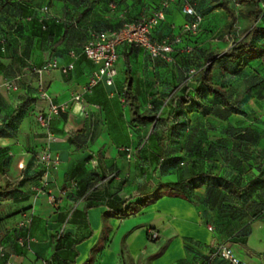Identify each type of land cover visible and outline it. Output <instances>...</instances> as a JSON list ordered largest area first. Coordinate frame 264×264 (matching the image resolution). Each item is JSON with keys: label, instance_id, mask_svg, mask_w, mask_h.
Returning a JSON list of instances; mask_svg holds the SVG:
<instances>
[{"label": "crops", "instance_id": "1", "mask_svg": "<svg viewBox=\"0 0 264 264\" xmlns=\"http://www.w3.org/2000/svg\"><path fill=\"white\" fill-rule=\"evenodd\" d=\"M164 1L165 18L151 34L156 39L180 37L174 45V61L151 58L133 44L118 45L113 85L99 83L83 95L89 116H79L71 103L51 121L54 139L49 146L59 157L55 168H45L38 160L46 139L35 116L46 111L45 101L30 102L17 128L5 129L0 136V147L9 154H0V187L7 192L0 200V244L15 264H54V256L65 264H119L121 239L131 264H229L216 253L221 242L241 260L264 264V235L258 234V229L264 230V64L258 58L246 60L244 55L240 62L216 59L233 39L244 36V15H239L229 34L224 29L227 13L221 8L207 11L202 5L203 20L198 31L190 34L181 30L192 18L182 11L181 0H20L28 15L44 4L52 5V15L70 28L63 43L51 50L59 28L51 24V39L37 28L36 14L29 15L24 32L27 67L18 66L12 78L20 76L25 81L20 91H33L41 83L55 101L69 100L82 91L95 67L81 54L89 33L118 29L124 20L151 14ZM18 5L14 19L19 17ZM187 44L192 50L182 52ZM210 52L216 53L211 60V81L227 91L236 110L213 103L214 97L206 90L198 92L199 70L208 64L204 56ZM53 58L59 64L73 61L74 67L65 74L49 70L40 77L28 69ZM0 62L6 64L1 57ZM127 67L140 110L154 113L162 109L160 115L171 116L174 108L183 106L181 100L198 102L197 110L186 113L190 125L186 154L198 149L204 159L216 163L218 171L211 176H221L226 187L209 182L197 188L185 185L179 195L164 190L150 194L146 205L125 216L113 215L109 200L132 196L136 201L149 191L148 183L175 181L173 175L161 176L154 163V143L147 140L151 128L130 121L123 97ZM193 67L198 70L190 73ZM2 75L0 70V96L7 100L11 92L3 87L8 79ZM170 96L174 104L164 105ZM0 117L4 119L6 113ZM175 127L171 123L165 148L177 147L175 133L179 130ZM75 133H81L84 142L74 143ZM247 167L250 175L245 172ZM239 178L247 183L245 187L251 184L249 194L229 192ZM62 188H68L67 194L58 204H51L48 193L58 194ZM24 214L31 215V223L19 226ZM61 227L74 239L57 243L55 234ZM254 232L258 238L252 242ZM19 236L32 240L22 247L16 241ZM88 244L93 249L87 253ZM5 260L0 258V264Z\"/></svg>", "mask_w": 264, "mask_h": 264}, {"label": "trees", "instance_id": "2", "mask_svg": "<svg viewBox=\"0 0 264 264\" xmlns=\"http://www.w3.org/2000/svg\"><path fill=\"white\" fill-rule=\"evenodd\" d=\"M20 0H0V53L1 50H11L13 49V36H22L26 37L24 33L27 29V17H33L34 22L37 24V28L41 30V32L45 33L49 38L52 39V28L51 24L57 26L60 30L59 35L56 39L51 43V50H54L57 46L63 43L66 34L69 31L70 26L62 23L59 18L52 15V11L50 10L51 6L49 4H44L36 10L35 13L28 15V11L26 6L19 3ZM182 7L185 3H189L193 9L202 16H204V11L201 8L204 5L207 11L214 8L223 9L227 15L229 16V21L225 24L224 29L227 33L233 32V26L236 23L239 15H244L247 18V29L245 30V34L242 38H235L232 41L231 46L223 52L220 56H218L217 60H223L228 62H235L241 60V57L244 55V59L248 60V58H258L261 61V57L264 55V0H181ZM198 5V9L193 5V3ZM14 3V4H12ZM19 4V5H18ZM16 5L19 6V17L14 19L16 21H20L25 19L26 24H20V22L16 26L11 23L10 18L8 19L2 16L4 11H8L14 6L13 14L16 15ZM47 6L49 8L48 12H43L42 7ZM186 14V13H185ZM188 15V14H187ZM190 16V15H189ZM17 17V16H16ZM24 17V18H23ZM192 17V16H191ZM192 20V18H191ZM190 20V21H191ZM126 21V20H124ZM122 24V23H121ZM23 27V28H22ZM15 30V32H14ZM188 45V44H187ZM259 49L260 56L256 55ZM175 51V49H174ZM174 51L172 52L173 61H174ZM189 53V52H188ZM216 53L210 52L206 56H204L205 64L199 70V78L198 81L200 83V89L198 92L207 91L210 95L214 97L213 103H219L227 108L232 110H236L235 102L231 100V97L227 93V91L220 85L215 84L211 81L210 72L212 66V58ZM262 63V62H261ZM43 64V63H42ZM263 64V63H262ZM41 65V64H40ZM35 65V66H40ZM244 65V64H242ZM27 67V64H24ZM29 67V66H28ZM7 69V64L0 62V70L3 73ZM31 73V67L28 68ZM195 72L198 70L196 67H193ZM35 74V73H34ZM22 75V74H21ZM126 87L123 91V97L125 103L128 106L130 112V121L131 123H138L148 125L151 129L147 134V140L153 141V160L154 163L159 169V173L161 176L164 175H173L175 176V181L170 183H161L160 181L155 184V187H164L165 190L170 191L175 194H180L181 189L185 185H189L192 188H197L205 183L213 182L218 186H225L224 180L218 176H211L212 173H217L218 167L216 163H211L212 160H206L201 156V151L198 149H193V153L188 154L187 161L181 160L182 157L178 158V156L172 155L173 152L180 151L179 146L184 145L187 140L188 131L190 129L189 118L186 116V113L190 112L192 109L197 110L198 102L190 99L181 100L183 103L182 107L178 109L174 108L170 115L162 114L160 115L162 109L156 110L153 112H148L144 110H140V105L137 100L136 94L133 92L131 88V75L129 71V67L126 70ZM21 77L10 78L8 80L14 79L16 81L17 90L20 89ZM25 88V87H23ZM0 96V114L6 113V117H0V136L5 135V129H16L19 123V120L29 107V103L33 100H38V86L35 90L27 92L24 91V96L22 95L18 99V105L15 107L8 108L9 98H11V94L8 93L7 100ZM170 100L164 102V105H173L174 99L172 96L169 97ZM171 107V106H170ZM2 112V113H1ZM179 121L182 122L183 133H180L179 140L177 143V147L172 149H168L164 147V142L170 136L171 123L176 124ZM178 125V124H177ZM81 133H75L73 138V142L82 143L84 140L82 139ZM184 152V150H181ZM180 151V152H181ZM0 154L4 157H8V152L5 148L0 147ZM1 163V162H0ZM246 174L250 173V169L247 167L245 170ZM250 175V174H249ZM246 175V176H249ZM2 176L1 164H0V180ZM242 183V185H241ZM244 182L241 178L232 182V186L229 192L237 193L244 191L246 194H249V187L251 184L245 187ZM236 184V185H235ZM152 186L151 183H148L145 187L150 189ZM158 189V188H157ZM156 192V191H155ZM154 193V191H148L146 194L142 195L138 200L133 201L134 197H129L127 199L122 198H114L107 202L108 208L113 211V215L117 217L125 216L140 207L146 205L149 200L150 194ZM7 194L0 187V200ZM134 205V206H133ZM32 220V217H31ZM22 238H26L25 236H19ZM17 237V239L19 238ZM55 238L57 243H59L64 238H70L71 240L74 237L70 236V234L65 233L64 231H57L55 234ZM16 239V241H17ZM18 244V242H17ZM2 245V244H0ZM3 246V245H2ZM24 246V245H23ZM22 246V247H23ZM6 258V256H5ZM54 264H65L64 262H60L58 258L53 257ZM48 261H45V264H48Z\"/></svg>", "mask_w": 264, "mask_h": 264}, {"label": "built area", "instance_id": "3", "mask_svg": "<svg viewBox=\"0 0 264 264\" xmlns=\"http://www.w3.org/2000/svg\"><path fill=\"white\" fill-rule=\"evenodd\" d=\"M166 4V1L162 2L161 6L151 14H143L135 21H123L118 29L101 30L89 33L86 42L82 46L81 54L90 60L95 67L93 68L86 84H84L82 91L73 93L69 100L62 102L55 101L47 93L42 84H38V98L45 101L47 104L46 111L39 112L35 116L37 124L44 129L46 139L45 147H43L38 153V160L45 168H55L59 163V157L52 154L49 146V142L54 139V134L50 126L51 121L58 117L60 113L66 111L71 103H74V105L77 106V113L79 116H89V111L83 95L99 83H103L105 86L113 85L114 78L117 74L115 62L118 59V53L116 50L118 45L122 43L133 44L145 49L151 58L159 59L166 63L173 62L172 52L174 51V45L180 42V37L175 36L173 38L165 37L156 39L151 34L152 29L165 18L164 7ZM112 5L113 4L111 3V6ZM42 11L48 12L49 8L43 6ZM182 11L192 16V20L184 23L181 26V30L190 34H195L202 22V16L197 13L189 3L183 5ZM191 50V46L186 45L181 51L190 52ZM71 55L73 58L76 57L74 52H72ZM261 62L264 64V55L261 57ZM73 67V61L66 64H59L58 61L53 58L45 61L40 66H31V71L40 77L44 72L49 70H58L65 74L73 69ZM189 72L194 73L195 70L191 68ZM2 85L8 90L17 89L16 83L12 80H6ZM67 190L68 188H62L59 190L58 194L48 193V201L51 204H58L62 197L67 194ZM30 223L31 215L24 214L23 218L18 222V225L26 226ZM59 231H64V227H61ZM28 240L31 241L32 239L29 236L26 238L19 237L17 242L20 246H23ZM216 253L229 264H253L235 256L226 242H221L217 245ZM5 256L6 260L4 264H15L14 261L9 259L5 247L0 245V258Z\"/></svg>", "mask_w": 264, "mask_h": 264}, {"label": "rangeland", "instance_id": "4", "mask_svg": "<svg viewBox=\"0 0 264 264\" xmlns=\"http://www.w3.org/2000/svg\"><path fill=\"white\" fill-rule=\"evenodd\" d=\"M12 4H14V3H12ZM52 6V5H51ZM14 6H13V8H11L10 10H6V11H4L3 12V14H2V16H4L5 18H7L8 17V19L10 18V20H8V21H11V23H9V24H14V26H16L17 27V24L20 22V24H26V20L25 19H23V20H20V21H16V20H14L13 18L14 17H16V15H14L13 14V12H14ZM54 11V10H53ZM24 18V17H23ZM17 28H19V27H17ZM23 28V27H22ZM240 30H242L243 32H244V30H245V27H243L242 29H240ZM14 32H15V30H14ZM28 41H27V38L26 37H22V36H13V49H11V50H1V53H0V57L4 60V62L7 64V69L3 72V75H2V78H5V79H10V78H12L16 73H15V71H16V68L18 67V66H20V65H24V64H27V60H28V57H29V52H28ZM260 51H259V49H258V51H257V54L256 55H258V56H260V53H259ZM15 73V74H14ZM14 82L16 83V81L14 80ZM24 82L25 81H21V83H20V89H22L23 87H25L24 86ZM20 89H19V91H13V90H9L11 93V98H9V100L12 102H10V104L8 105V108H11V106H12V104H17L18 105V103H17V101H18V99L22 96V94H24V91H20ZM8 90V89H7ZM181 104L180 105H183V103L182 102H180ZM162 112V111H161ZM182 122L181 121H179L178 123H176V129L177 130H179V131H177L175 134H177L176 136H175V138L177 139V140H179V136H180V132H181V127L183 126L182 124H181ZM178 124V125H177ZM176 143H177V141H176ZM178 144H180V143H177V145ZM179 146V145H178ZM179 148V150L181 151V150H184V152L183 151H176V152H173L172 153V155H175V156H178V158H180V157H182L181 158V160H183V161H187V159H188V154H186V151H187V149L185 148V146L184 145H182V146H179L178 147ZM163 180H165V178H162ZM158 188V189H157ZM155 187V185H152L151 186V188L150 189H148L149 191H154V193H156V192H158V194L159 193H162V191H164L165 189H164V187ZM156 191V192H155ZM258 234L260 235H264V230L263 231H261V230H259L258 229ZM258 237H257V232H254V234H253V237H252V242H254V241H256V239H257ZM164 243V241L161 243V244H163ZM119 264H123V262L125 263V264H131V262H132V258H131V256L129 255V252H128V250H127V246H126V243H125V240L124 239H121L120 241H119ZM86 249V251H87V253H88V251H90L91 249H93V246H91V248H90V245L88 244V246L85 248ZM231 249V251H232V253L235 255V256H237L238 258H240L234 251H233V249L232 248H230ZM163 253H164V250L162 251ZM165 254H168V253H165ZM131 261V262H130ZM80 263V262H79ZM251 263V262H250Z\"/></svg>", "mask_w": 264, "mask_h": 264}]
</instances>
